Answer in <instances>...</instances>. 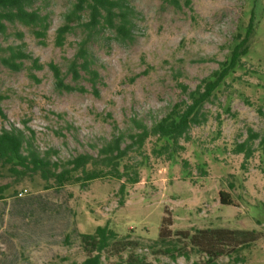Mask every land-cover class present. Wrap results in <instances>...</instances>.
Returning <instances> with one entry per match:
<instances>
[{"label": "rangeland", "instance_id": "1", "mask_svg": "<svg viewBox=\"0 0 264 264\" xmlns=\"http://www.w3.org/2000/svg\"><path fill=\"white\" fill-rule=\"evenodd\" d=\"M123 1L132 8L130 35L104 27L90 43L100 73L96 85L85 72L79 80L68 73L87 28L76 21L65 45L55 44L74 0L35 1L33 7L49 15L45 43L29 27L8 23L7 33H0L2 47L22 46L32 59L19 70L0 61V131L15 125L30 134V127L41 150H58L54 160L97 155L120 132L128 136L125 144L131 142L129 134L139 130L134 119L152 126L176 103L189 101L253 23L243 67L214 91L205 121L191 128L189 141L182 139L185 150L178 157L155 158L154 137L143 155L132 153L145 164L124 205L122 181L115 178L87 188H47L38 175L23 178L0 168V264H83L90 246L82 234L106 224L119 237L102 252L103 264H264V0ZM89 19L85 11L83 22ZM34 58L43 67H35ZM50 62L77 89L61 88ZM256 133L249 158L235 150ZM221 190L230 193L232 204L221 203ZM164 217L172 225L161 239ZM205 228L252 231L257 238L240 252L245 262L236 261L232 247L231 256L212 260L192 241ZM167 248H176L177 258Z\"/></svg>", "mask_w": 264, "mask_h": 264}, {"label": "trees", "instance_id": "2", "mask_svg": "<svg viewBox=\"0 0 264 264\" xmlns=\"http://www.w3.org/2000/svg\"><path fill=\"white\" fill-rule=\"evenodd\" d=\"M36 0H0V33H7L8 23H20L29 27L33 34L45 43L50 27L49 15L43 14L33 5ZM178 3L177 0H175ZM189 3V0H187ZM88 11L90 19L83 22V14ZM132 8L124 4L123 0H74L73 7L65 14V21L57 28L55 44L59 47L65 45L68 35L76 29V21L79 25L87 28V35L80 41L79 48L70 60L68 73L74 80L82 78V72L88 75L94 85L100 78V73L94 67L96 59L90 50V43L94 31H99L104 27L115 29L118 34L127 37L131 33L132 20L130 15ZM253 23L248 25L246 33L242 39L232 49L227 60L221 62L219 69L206 80L204 84L189 94L190 100H183L176 103L165 116L156 120L152 126H148L140 120L134 119L138 131L129 134L131 142L125 144L128 136L124 132L107 139L99 147L98 154L81 153L67 160H54L53 156L59 152L56 148L41 150L34 140V131L28 127L30 134L23 128L12 126L2 128L0 131V163L8 171L20 177L40 176L46 181V187H64L71 184H80L82 188H87L89 184L97 179L107 177L122 181L119 193L121 194L120 204L124 205L125 195L129 185L141 181L140 169L144 166L143 160L133 159L132 153L143 155L146 141L154 137L151 154L159 159L173 160L180 152L185 150L182 139L190 140V130L194 125H200L205 121V104L210 101L214 91L220 84L235 72L243 67L242 57L247 55L250 46L249 42L253 34ZM20 37L23 33H19ZM9 51L8 55L2 52ZM24 59H32L22 46H8L3 48L0 44V61L14 70H19L23 66ZM33 64L37 68L43 67L37 58L33 59ZM57 79L58 85L66 90H75L65 82V74L61 67L54 62L49 63ZM84 90L85 88H79ZM259 134H251L248 140L237 144L235 150L238 153L246 152V157H250L252 150L250 140H255ZM260 143L264 146V139ZM187 160H184V167H187ZM201 171L205 175L206 170ZM52 182V183H51ZM220 201L223 204H232L229 192L221 190L219 192ZM172 222L164 217L161 227L160 237L164 239L169 236ZM186 238H189V231H181ZM254 232H243L228 228H205L199 229L192 235V241L197 244L200 251L209 253V259L218 258L222 255H232V251L237 253V262H245L240 252L251 247V243L257 238ZM86 245L90 246L89 254L83 264H103L102 252L108 248L112 241L119 237V234L110 227V224L99 225L93 233L82 234ZM176 248H167V253L173 258H177ZM179 252V251H178ZM180 255L184 253L179 252ZM143 264H150L145 263Z\"/></svg>", "mask_w": 264, "mask_h": 264}]
</instances>
